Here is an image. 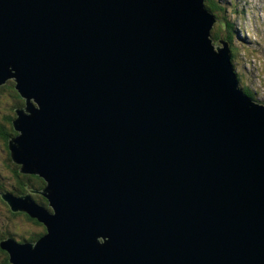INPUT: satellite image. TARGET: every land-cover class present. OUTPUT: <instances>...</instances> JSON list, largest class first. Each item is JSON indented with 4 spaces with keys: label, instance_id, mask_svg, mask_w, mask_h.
I'll list each match as a JSON object with an SVG mask.
<instances>
[{
    "label": "water",
    "instance_id": "water-1",
    "mask_svg": "<svg viewBox=\"0 0 264 264\" xmlns=\"http://www.w3.org/2000/svg\"><path fill=\"white\" fill-rule=\"evenodd\" d=\"M208 11L0 0V85L24 99L9 150L51 207L0 191L46 228L2 239L10 264H264V104Z\"/></svg>",
    "mask_w": 264,
    "mask_h": 264
},
{
    "label": "rangeland",
    "instance_id": "rangeland-1",
    "mask_svg": "<svg viewBox=\"0 0 264 264\" xmlns=\"http://www.w3.org/2000/svg\"><path fill=\"white\" fill-rule=\"evenodd\" d=\"M208 12L213 15L215 11ZM224 14L228 15V19H226L225 21L223 20V18H221V21L218 20L216 23L218 25L216 26L215 24V27L212 25V28L209 30V36L213 39L212 44H215L217 39H219L215 36L217 35V33H219L221 35L220 39L224 40L228 44V51L230 52L231 62L232 57L236 58L233 59L235 60V63H237V61L243 57V52H245L247 56L250 55L251 59H253L252 54L254 50L258 51L256 53H259L258 55H260V53H263L261 55L262 58L255 60L256 62L261 63V68L263 69L261 78L259 77V73H254L248 66H246L245 63H243V66L246 73L243 71V67L240 63L238 66L240 67L241 79H243L245 83L250 85V82L253 84L259 82L258 87L262 88V83H264V11H249V9L248 11H240L239 9L235 11H230V9H228V11H222V15ZM251 31L253 34H251ZM259 39H261L260 41L262 42V44L256 43ZM217 45L222 48L224 47V44L222 42H218ZM249 76L254 77V80H252L251 77L249 78ZM16 83V80H14L13 78H9L6 82L0 85V88H2L0 90V115L2 118H5L7 116H15L16 109L21 108L19 102L17 101L19 98L16 100V97H14L18 94L17 89L15 87ZM3 89H12L13 97H9L7 94L5 95ZM1 117L0 122L6 124L9 130L12 127V121L10 124H8L7 122H2ZM18 134L14 135L13 137L18 136ZM14 164L17 163L14 162ZM17 165L20 169L21 165ZM12 168L13 166L10 165L8 161L7 145H5L4 140L0 138V182L7 188L12 187V184L14 183L11 170ZM19 172L23 176H35L34 174H27L21 171ZM34 189H36V187ZM39 191L41 192V189ZM8 192L14 194L12 189H10ZM40 192L38 193V195L33 194L32 196L35 197L38 203L42 204L44 203V200H41L40 196L42 195ZM25 194L28 193H24L23 195ZM36 196H38V199L36 198ZM45 204L47 203H44L42 205L48 207ZM49 208L51 209L50 206ZM9 213L12 214L14 212L11 211L8 204L3 199H0V231L4 229L9 230V232L13 233L15 235V238L17 239H20L22 237H29L32 233L42 231L43 228H45L44 224L40 223L37 219L31 218L27 213L19 212V214L13 215L11 218L8 217ZM27 217L31 220H28ZM33 221L38 222L39 224H35ZM7 256V252L0 247V264H5Z\"/></svg>",
    "mask_w": 264,
    "mask_h": 264
},
{
    "label": "trees",
    "instance_id": "trees-1",
    "mask_svg": "<svg viewBox=\"0 0 264 264\" xmlns=\"http://www.w3.org/2000/svg\"><path fill=\"white\" fill-rule=\"evenodd\" d=\"M206 6L207 8L210 10V11H216L214 14L215 16L218 18L219 21H221V18H223V20L226 21V19H228V15L227 14H224L222 15V10L220 8V6L218 4L215 3L214 0H209L206 2ZM225 12V11H224ZM218 24H216L217 26ZM215 27V26H214ZM218 28V27H217ZM223 35V34H222ZM216 37H218L220 39V34L217 33V35H215ZM232 36V35H230ZM214 43V42H213ZM232 48V46H231ZM258 51L254 50L253 51V59L250 58V55L248 56L249 58V62L253 63L254 66H255V69L258 71L259 73V77L261 78V74H262V71L263 69L261 68V63H258L256 62L255 60L256 59H259V58H262L261 55L263 53H260V55L256 54ZM234 53V52H233ZM233 59H236L235 57L233 58L232 57V63L234 64V72L237 76V81L239 83V87L240 89H242V91L246 94H248L249 96H251L253 99H257V96H263L264 94V83H262V89H259V88H256V90L254 91L247 83H245L243 81V79H241V72H240V67L237 66L238 62L235 63V60ZM263 59H264V56H263ZM237 69L239 71H237ZM263 80V79H262ZM2 88H0L1 90ZM3 91L5 92L4 94L8 95L9 97H13V90L12 89H3ZM255 94V95H254ZM18 96V97H17ZM14 97H16V100L19 102V105L22 107L24 106V99L21 98V96L19 94L15 95ZM257 102L258 103H262L264 101L260 100V99H257ZM1 110V108H0ZM16 116V114H15ZM15 116H7L5 118H2L1 115L0 117L2 118V122H7L8 124L11 123V121H13V119H15ZM12 127L8 130L6 124H3L0 122V138L4 140L5 142V145H7V151H8V161L10 163V165L13 166V168L11 169L12 170V176H13V179H14V183L12 184V187L10 188H7L5 185H3L1 182H0V191L2 192H8L10 189H12L13 193L16 194V195H23L24 193H29V192H32V190H34V188L36 187V189H41V191L44 189L45 185H46V182L44 181L43 178H41L40 176L38 175H35V176H31V175H28V176H23L20 174L19 172V166L17 164H14V162L12 161V158H11V154H10V150H9V140L17 134V132L15 131L14 127H13V124H11ZM35 184V185H34ZM38 184V185H37ZM40 186V187H39ZM30 187V188H29ZM39 192H32V195L33 194H36L38 195ZM40 195V194H39ZM42 195V194H41ZM41 197V200H44L43 202L44 203H47L45 205L48 206L49 208V203H48V200L42 195L40 196ZM35 199V197H33ZM36 198L38 199V196H36ZM0 199H2L1 195H0ZM36 200V199H35ZM42 203V204H44ZM19 213H12L8 215L9 218H11L13 215H17ZM28 218V217H27ZM28 220H31L28 218ZM34 222V221H33ZM35 224H39L38 222H34ZM6 225V224H5ZM0 242L2 241V239H7L9 237H12L14 238L15 240L17 241H20V242H24V241H31V242H35L37 241L42 235L45 234L46 232V228H43L42 231H38V232H34L32 233L29 237H22L20 239H17L15 238V235L11 232H9V230H2L0 231ZM8 254V253H7ZM9 255V254H8ZM5 264H10L9 262V256L6 257V260H5Z\"/></svg>",
    "mask_w": 264,
    "mask_h": 264
},
{
    "label": "clouds",
    "instance_id": "clouds-1",
    "mask_svg": "<svg viewBox=\"0 0 264 264\" xmlns=\"http://www.w3.org/2000/svg\"><path fill=\"white\" fill-rule=\"evenodd\" d=\"M230 7L229 6H224V7H222L221 8V10L222 11H226V10H228ZM216 12V11H215ZM214 12V13H215ZM249 24H251V23H249ZM258 29V28H257ZM251 34H253L252 33V31H251ZM252 38H253V36H252ZM261 39H259L258 41H260ZM255 41V40H254ZM257 41V42H258ZM255 45V44H254ZM254 47V46H253ZM243 54V57L240 59V60H238L237 62H238V65H239V63L242 65V67H243V71L245 72V69H244V66H243V63H245L246 64V66H248L254 73H258V71L255 69V66H254V64L253 63H251V62H249L250 60H249V58H248V56L245 54V52H243L242 53ZM233 64V63H232ZM237 65V66H238ZM233 67H234V64H233ZM234 69H235V67H234ZM237 71H239L238 69H237ZM246 73V72H245ZM251 76H249V78H250ZM237 78V77H236ZM251 79L252 80H254V77H251ZM261 80V79H260ZM259 80V81H260ZM238 86H239V83H238ZM254 91L256 90V88H259L258 86H259V82L258 83H256V84H253V83H251L250 82V85H249ZM240 88V87H239ZM259 89H262V88H259ZM242 90V89H241ZM246 94V93H245ZM248 95V94H247ZM255 95V94H254ZM249 96V95H248ZM257 96V99H260V100H262V101H264V94H263V96H258V95H256ZM249 97H251V96H249ZM252 98V97H251ZM253 99V98H252ZM257 99L255 100V99H253L254 101H256L257 102ZM261 104H264V102H262Z\"/></svg>",
    "mask_w": 264,
    "mask_h": 264
},
{
    "label": "bare ground",
    "instance_id": "bare-ground-1",
    "mask_svg": "<svg viewBox=\"0 0 264 264\" xmlns=\"http://www.w3.org/2000/svg\"><path fill=\"white\" fill-rule=\"evenodd\" d=\"M213 15H214V19H215V21H214V23H213V26H215V24L217 23V21H218V18L215 16V14L213 13ZM256 43H261L262 44V42L261 41H258V42H256ZM31 242V241H30Z\"/></svg>",
    "mask_w": 264,
    "mask_h": 264
},
{
    "label": "flooded vegetation",
    "instance_id": "flooded-vegetation-1",
    "mask_svg": "<svg viewBox=\"0 0 264 264\" xmlns=\"http://www.w3.org/2000/svg\"><path fill=\"white\" fill-rule=\"evenodd\" d=\"M33 191H34V192H35V191H36V192H40L39 189H34Z\"/></svg>",
    "mask_w": 264,
    "mask_h": 264
}]
</instances>
